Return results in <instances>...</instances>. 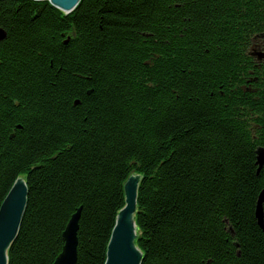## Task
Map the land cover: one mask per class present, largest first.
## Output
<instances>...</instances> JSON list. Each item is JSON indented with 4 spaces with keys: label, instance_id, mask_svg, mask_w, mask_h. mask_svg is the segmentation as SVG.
<instances>
[{
    "label": "trees",
    "instance_id": "obj_1",
    "mask_svg": "<svg viewBox=\"0 0 264 264\" xmlns=\"http://www.w3.org/2000/svg\"><path fill=\"white\" fill-rule=\"evenodd\" d=\"M0 30L7 264H53L77 210L76 264H104L132 175L140 264H264V0H1Z\"/></svg>",
    "mask_w": 264,
    "mask_h": 264
},
{
    "label": "water",
    "instance_id": "obj_2",
    "mask_svg": "<svg viewBox=\"0 0 264 264\" xmlns=\"http://www.w3.org/2000/svg\"><path fill=\"white\" fill-rule=\"evenodd\" d=\"M1 1V0H0ZM21 1V0H15ZM48 2L65 14L71 13L80 0H33ZM5 34L0 30V40ZM263 37V36H262ZM258 61L264 60V50L252 48L250 53ZM264 162V149L257 150L256 164L258 169ZM140 176H130L123 186L124 207L118 212L114 227L106 247L104 264H140L142 253L135 245L137 228L134 221L136 213L137 188ZM27 188L23 179L18 178L0 205V264H7V251L16 239L26 207ZM264 192L258 196L255 206L257 225L263 229ZM80 210L70 217L62 234L63 247L53 264H76L77 262V232Z\"/></svg>",
    "mask_w": 264,
    "mask_h": 264
}]
</instances>
